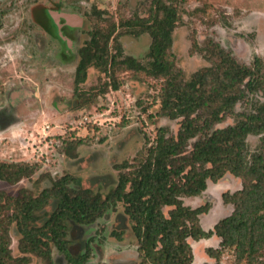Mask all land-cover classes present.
I'll list each match as a JSON object with an SVG mask.
<instances>
[{
	"label": "rangeland",
	"instance_id": "rangeland-1",
	"mask_svg": "<svg viewBox=\"0 0 264 264\" xmlns=\"http://www.w3.org/2000/svg\"><path fill=\"white\" fill-rule=\"evenodd\" d=\"M167 1L178 12L167 55L181 71V79L188 80L193 72L210 65L204 48L213 43L241 63L250 65L258 56L264 65V0ZM153 2L0 0V162L25 163L32 170L15 183L0 180V190L16 196L25 189L37 196L54 181L68 177V184L104 198L117 182L120 170L116 165L143 159L159 127L176 135L181 118L171 119L161 111L163 77L125 67L108 73L91 65L85 80L74 83L77 50L89 38L88 32L105 25L104 20L118 25L128 18L147 17ZM121 25L110 46L119 44L123 55L146 64L149 34L135 36L124 32ZM112 81L118 83L117 89L111 88ZM262 101L264 88L240 100L235 110L247 112L252 103ZM231 123L233 118L227 117L215 127ZM246 145L250 153H264V132L248 135ZM218 184L231 190L240 186L239 179L230 175ZM224 190L212 185L208 193L187 201L191 205L209 203L212 210L203 215L205 228L230 211V206L216 201ZM55 205L56 200L49 198L34 212L33 224L40 225ZM106 210L93 223L66 227L68 251L80 253L91 238L85 264H137L138 243L123 205H108ZM9 237L12 256H26L28 264H72L52 241L50 261L24 252L14 222ZM188 240L195 251L192 264L235 263L232 250L219 249L220 239ZM207 248L220 250L219 257L209 256Z\"/></svg>",
	"mask_w": 264,
	"mask_h": 264
},
{
	"label": "trees",
	"instance_id": "trees-1",
	"mask_svg": "<svg viewBox=\"0 0 264 264\" xmlns=\"http://www.w3.org/2000/svg\"><path fill=\"white\" fill-rule=\"evenodd\" d=\"M153 4L147 17L118 23L126 33L149 34L148 62L123 55L119 44L110 46L118 25L104 20L107 23L90 30L89 38L77 50L74 83L85 80L91 65L108 73L125 67L163 77L161 111L171 119L181 118L176 135L159 127L143 159L116 165L120 170L117 182L104 198L68 184V177L54 181L37 196L25 189L16 196L0 190V264H28L26 256L11 254L9 226L13 222L24 252L50 261L52 241L72 264H85L92 239L85 241L80 253L72 254L66 227L93 223L108 205L119 202L137 239V264H192L195 251L188 239L212 236L220 239L219 249L233 251L234 264H264V153H250L246 145L248 135L264 132V101L252 103L247 112L235 110L240 100L264 88V65L258 56L250 65L241 63L219 43H213L204 48L210 65L193 72L188 80L181 79V71L167 55L178 20L177 7L167 0H154ZM110 85L118 88L117 82ZM227 117H232L233 123L215 127ZM31 171L25 163L0 162V180L9 183ZM229 175L239 179L240 186L234 190L218 184ZM212 185L227 189L216 201L231 209L211 228H205L201 216L211 214L209 203L191 205L185 198L208 193ZM49 198L56 200L54 209L40 225L33 224L34 212ZM164 208H168L166 212ZM111 234L121 237L113 230ZM206 252L218 258L221 251L207 248Z\"/></svg>",
	"mask_w": 264,
	"mask_h": 264
},
{
	"label": "crops",
	"instance_id": "crops-1",
	"mask_svg": "<svg viewBox=\"0 0 264 264\" xmlns=\"http://www.w3.org/2000/svg\"><path fill=\"white\" fill-rule=\"evenodd\" d=\"M199 197H196V199H198ZM190 199H192L191 197H187V198H185V201H186V203H187V201L188 200H190ZM213 220V219H212ZM216 221V220H215ZM214 221V222H215ZM201 222H202V225H203V217L201 216ZM213 222V223H214ZM207 226V225H206ZM205 225H203V227H206ZM201 241H208V242H215V241H218L217 240V238L215 237V236H212V237H210V238H208V239H202Z\"/></svg>",
	"mask_w": 264,
	"mask_h": 264
}]
</instances>
